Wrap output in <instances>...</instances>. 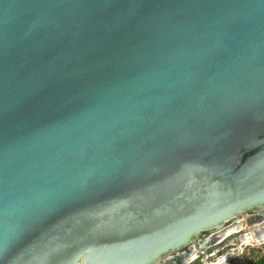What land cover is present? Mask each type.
I'll list each match as a JSON object with an SVG mask.
<instances>
[{"label":"water","instance_id":"95a60500","mask_svg":"<svg viewBox=\"0 0 264 264\" xmlns=\"http://www.w3.org/2000/svg\"><path fill=\"white\" fill-rule=\"evenodd\" d=\"M262 205L264 0H0V264H183Z\"/></svg>","mask_w":264,"mask_h":264},{"label":"rangeland","instance_id":"374dc122","mask_svg":"<svg viewBox=\"0 0 264 264\" xmlns=\"http://www.w3.org/2000/svg\"><path fill=\"white\" fill-rule=\"evenodd\" d=\"M256 213L258 214L251 216L248 212L243 215L239 212L238 217L220 223V230L206 237L210 241L204 246L202 253L198 243L201 244L203 239L196 238L198 235L195 234V238L182 248L187 252L192 249L196 257L187 264H205L207 261V264L248 263L264 254V205ZM172 254V251L166 253L153 264H166V258Z\"/></svg>","mask_w":264,"mask_h":264},{"label":"flooded vegetation","instance_id":"af4514ba","mask_svg":"<svg viewBox=\"0 0 264 264\" xmlns=\"http://www.w3.org/2000/svg\"><path fill=\"white\" fill-rule=\"evenodd\" d=\"M259 208H260V207H253V208H251V209L248 210V213H250L251 216H252V215H255V214H258V213H256V211H257ZM260 216H262V213H260ZM206 232H207V231H203V232H199V233L196 234V235H198V237H196V238L203 239L201 244L198 243V247L201 249V250H200L201 253L203 252L202 250H203L204 246L207 245V243H209V241H210L209 238H206V237H208V235H209V234H207ZM194 238H195V236L192 237V239H194ZM192 239H191V240H192ZM223 239H224V238H223ZM223 239H222V240H223ZM218 240H219V239H218ZM218 240H217V241H218ZM222 240H220V242H221ZM206 242H207V243H206ZM189 243H190V242H189ZM204 243H205V244H204ZM201 245H204V246L201 247ZM185 247H186V245L183 246L182 248H185ZM182 248H181V249H182ZM175 251H176V250L172 251V253H174Z\"/></svg>","mask_w":264,"mask_h":264},{"label":"bare ground","instance_id":"6f19581e","mask_svg":"<svg viewBox=\"0 0 264 264\" xmlns=\"http://www.w3.org/2000/svg\"><path fill=\"white\" fill-rule=\"evenodd\" d=\"M243 215V214H242ZM236 218V217H235ZM241 220V219H240ZM231 221V220H230ZM223 227V226H222ZM220 230V228H217L216 230H214V231H209L210 232V235L211 234H214V233H216V232H218ZM232 231V230H231ZM229 234V233H228ZM209 235V236H210ZM205 244V243H204ZM202 246H204V245H202ZM201 246V247H202ZM192 256H194L193 254L192 255H190V256H187V257H185V258H182V261H183V264H187L189 261H191L192 259H193V257ZM207 262H209V261H207ZM207 262H205V264H207ZM223 262V261H222ZM173 264H174V262H172ZM171 263V264H172Z\"/></svg>","mask_w":264,"mask_h":264},{"label":"trees","instance_id":"16d2710c","mask_svg":"<svg viewBox=\"0 0 264 264\" xmlns=\"http://www.w3.org/2000/svg\"><path fill=\"white\" fill-rule=\"evenodd\" d=\"M235 264H264V254L258 256L252 261H249L248 263H235Z\"/></svg>","mask_w":264,"mask_h":264},{"label":"clouds","instance_id":"9594fccd","mask_svg":"<svg viewBox=\"0 0 264 264\" xmlns=\"http://www.w3.org/2000/svg\"><path fill=\"white\" fill-rule=\"evenodd\" d=\"M196 258V257H195Z\"/></svg>","mask_w":264,"mask_h":264}]
</instances>
